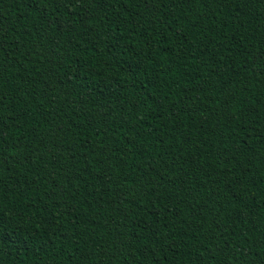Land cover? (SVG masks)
I'll list each match as a JSON object with an SVG mask.
<instances>
[{"label":"trees","instance_id":"1","mask_svg":"<svg viewBox=\"0 0 264 264\" xmlns=\"http://www.w3.org/2000/svg\"><path fill=\"white\" fill-rule=\"evenodd\" d=\"M0 264H264V0H0Z\"/></svg>","mask_w":264,"mask_h":264}]
</instances>
